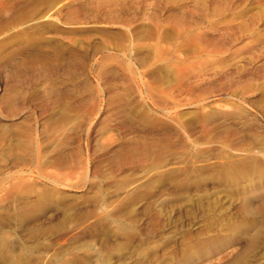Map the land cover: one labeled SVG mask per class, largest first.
Here are the masks:
<instances>
[{
    "label": "rangeland",
    "instance_id": "374dc122",
    "mask_svg": "<svg viewBox=\"0 0 264 264\" xmlns=\"http://www.w3.org/2000/svg\"><path fill=\"white\" fill-rule=\"evenodd\" d=\"M0 199V264H264V0H0Z\"/></svg>",
    "mask_w": 264,
    "mask_h": 264
},
{
    "label": "bare ground",
    "instance_id": "6f19581e",
    "mask_svg": "<svg viewBox=\"0 0 264 264\" xmlns=\"http://www.w3.org/2000/svg\"><path fill=\"white\" fill-rule=\"evenodd\" d=\"M252 170H258V166H257V164H253V166H252V168H251ZM250 169V170H251ZM250 172L248 171V170H246V169H243V168H241L237 163H232V162H229L228 164H226V166H225V172H224V174H225V176L229 179V180H231V181H238L239 179H242L243 177H245L246 175H248ZM1 200V199H0ZM1 207V206H0ZM2 208V207H1ZM1 214H2V211H1ZM5 217V216H4ZM7 241V240H6ZM5 243V242H4ZM5 245V244H4ZM14 245V244H13ZM12 245V246H13ZM11 246V245H10ZM14 247V246H13ZM3 248V247H2ZM7 248H9V247H7ZM4 249V248H3ZM5 250V249H4ZM3 251V250H2ZM9 251V250H8ZM6 253V252H5ZM9 253V252H8ZM11 253H12V251H11ZM7 254V253H6ZM10 254V253H9ZM8 254V255H9ZM12 254H14V252L12 253ZM11 254V256H13ZM5 256V255H4ZM7 256V255H6ZM2 257V256H1ZM0 257V258H1ZM21 258H23V257H21ZM4 259V258H3ZM7 259V258H6ZM20 259V258H19ZM5 260V259H4ZM18 260V259H17ZM21 260V259H20ZM10 259L9 260H6V262H5V264H10ZM15 261V260H14ZM13 261V262H14ZM19 263V262H18ZM17 263V264H18ZM22 262H20L19 264H21Z\"/></svg>",
    "mask_w": 264,
    "mask_h": 264
}]
</instances>
